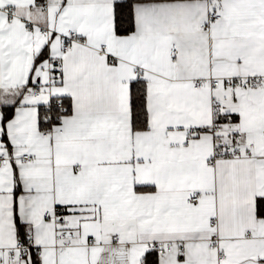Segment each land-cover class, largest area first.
<instances>
[{
    "label": "snow or ice",
    "instance_id": "snow-or-ice-1",
    "mask_svg": "<svg viewBox=\"0 0 264 264\" xmlns=\"http://www.w3.org/2000/svg\"><path fill=\"white\" fill-rule=\"evenodd\" d=\"M0 264H264V0H0Z\"/></svg>",
    "mask_w": 264,
    "mask_h": 264
}]
</instances>
